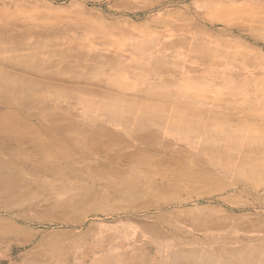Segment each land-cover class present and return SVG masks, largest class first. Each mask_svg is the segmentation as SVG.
<instances>
[{"label": "rangeland", "instance_id": "1", "mask_svg": "<svg viewBox=\"0 0 264 264\" xmlns=\"http://www.w3.org/2000/svg\"><path fill=\"white\" fill-rule=\"evenodd\" d=\"M5 134L0 264H264V0H0Z\"/></svg>", "mask_w": 264, "mask_h": 264}, {"label": "bare ground", "instance_id": "2", "mask_svg": "<svg viewBox=\"0 0 264 264\" xmlns=\"http://www.w3.org/2000/svg\"><path fill=\"white\" fill-rule=\"evenodd\" d=\"M142 124V122H141ZM139 123V125H141ZM264 136L261 135V137H259V143L257 144L258 147H256L255 151L253 153L258 154V156L256 155L255 157H251V165H253V167H255V169L257 170H264V142H262V138ZM0 138L2 141L5 142V144H11L13 145V147L18 151H22V152H26L28 149H32L35 152L34 155L35 156H44V158H46L47 156L45 154L42 153V148L44 146H48V144H52L55 143L56 138L52 136V138L49 140L46 137H39V136H35V135H17V134H5V135H0ZM14 151V150H13ZM28 152V151H27ZM27 154V153H26ZM263 155V156H261ZM18 157V156H17ZM18 159V158H17ZM26 161V160H25ZM263 163V164H262ZM2 164H1V159H0V169L2 168ZM8 173H4L0 170V183L1 182H6L9 180V178L7 177ZM135 259L132 258L131 261H134Z\"/></svg>", "mask_w": 264, "mask_h": 264}]
</instances>
